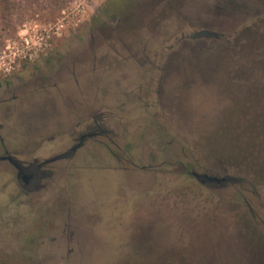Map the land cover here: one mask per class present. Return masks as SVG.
Masks as SVG:
<instances>
[{
	"label": "rangeland",
	"instance_id": "rangeland-1",
	"mask_svg": "<svg viewBox=\"0 0 264 264\" xmlns=\"http://www.w3.org/2000/svg\"><path fill=\"white\" fill-rule=\"evenodd\" d=\"M60 20L0 71V154L105 132L0 163V264H264V0H0V48Z\"/></svg>",
	"mask_w": 264,
	"mask_h": 264
},
{
	"label": "flooded vegetation",
	"instance_id": "flooded-vegetation-1",
	"mask_svg": "<svg viewBox=\"0 0 264 264\" xmlns=\"http://www.w3.org/2000/svg\"><path fill=\"white\" fill-rule=\"evenodd\" d=\"M201 35L206 36L207 38L221 36L216 33H211L209 31L200 32L196 36L200 37ZM5 103H6L5 100H0V107L2 108L1 104H5ZM2 127L3 125L0 124V131ZM103 132H105L103 129V126L102 124H99L98 115H96V118L93 119V123L87 126L86 130H84V132H82L79 135L77 141L74 142V145L71 146V148H69L68 151L55 155L51 158L45 159L40 162L34 161V162H30L29 164H27L26 162L18 159L14 154H12L7 149L5 145H3V153L0 154V163L5 162L13 166L17 170V177H18L19 182L23 181V185L27 187L29 184H32L37 174L45 173L43 172V170L41 171V169L43 168L48 169L47 167L50 166L51 163H54L60 159L72 157L76 153V151L86 143V141L89 138H94L95 136H98L100 133H103ZM3 142H4V137L2 136L0 132V143H3ZM56 156H59V158L54 160L53 158H55ZM191 174L194 175L202 183H213L215 185H223L226 182L232 180V178L229 176H218V175L211 174L210 172L200 173L197 171H192ZM209 177H212V178L217 177L218 179L217 180L209 179Z\"/></svg>",
	"mask_w": 264,
	"mask_h": 264
},
{
	"label": "built area",
	"instance_id": "built-area-1",
	"mask_svg": "<svg viewBox=\"0 0 264 264\" xmlns=\"http://www.w3.org/2000/svg\"><path fill=\"white\" fill-rule=\"evenodd\" d=\"M64 27V20L44 27L25 24V28L18 32L15 39L7 41V44L0 48V71L9 73L21 61L47 54L52 47L53 36L60 35Z\"/></svg>",
	"mask_w": 264,
	"mask_h": 264
},
{
	"label": "water",
	"instance_id": "water-1",
	"mask_svg": "<svg viewBox=\"0 0 264 264\" xmlns=\"http://www.w3.org/2000/svg\"><path fill=\"white\" fill-rule=\"evenodd\" d=\"M75 149V148H74ZM59 158V156H56L55 158H53L54 160H56V159H58ZM52 159V160H53ZM52 160H50V161H52ZM209 179H215V180H217L218 178L217 177H215V178H212V177H209Z\"/></svg>",
	"mask_w": 264,
	"mask_h": 264
},
{
	"label": "trees",
	"instance_id": "trees-1",
	"mask_svg": "<svg viewBox=\"0 0 264 264\" xmlns=\"http://www.w3.org/2000/svg\"><path fill=\"white\" fill-rule=\"evenodd\" d=\"M196 38H199V37H196ZM210 38V37H209Z\"/></svg>",
	"mask_w": 264,
	"mask_h": 264
}]
</instances>
